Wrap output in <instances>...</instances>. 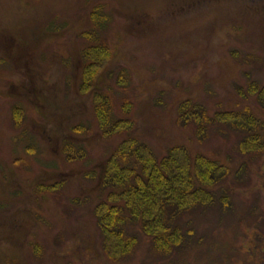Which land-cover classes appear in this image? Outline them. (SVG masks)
I'll return each instance as SVG.
<instances>
[{
    "label": "rangeland",
    "instance_id": "1",
    "mask_svg": "<svg viewBox=\"0 0 264 264\" xmlns=\"http://www.w3.org/2000/svg\"><path fill=\"white\" fill-rule=\"evenodd\" d=\"M98 45L107 54L89 81L84 52ZM252 83L264 87V0H0V264H264V153L241 154L247 134L225 124L200 136L184 114L246 108L264 125ZM97 95L129 128L105 136ZM131 138L156 160L185 146L228 168L208 189L213 204L167 211L183 233L170 255L140 223L126 226L138 238L130 254L104 250L95 209Z\"/></svg>",
    "mask_w": 264,
    "mask_h": 264
},
{
    "label": "trees",
    "instance_id": "2",
    "mask_svg": "<svg viewBox=\"0 0 264 264\" xmlns=\"http://www.w3.org/2000/svg\"><path fill=\"white\" fill-rule=\"evenodd\" d=\"M93 18L98 27L102 28L106 24L105 15H100L97 11L93 13ZM87 35L90 38L91 33L84 34L85 37ZM92 36L95 41L97 39L95 33ZM105 54L107 50L101 45L84 52L93 64L87 73L88 78L91 76L89 81L104 63ZM246 93L258 96L264 103V87L260 88L257 83L249 84ZM188 104L182 105L183 113L188 110L190 106ZM95 110L99 126L105 136L121 133L130 126L127 121L112 120L111 102L104 95L95 97ZM17 113H21L19 114L21 120L16 116L20 124L24 118L23 111ZM184 114L195 121L200 136H203L207 129L205 124H225L247 134L239 145L241 154L264 153V131L261 129L264 125L246 108L240 111L220 112L211 119L205 117L204 112L195 107ZM68 149L67 152L74 153L71 147ZM73 159L70 158L71 161ZM228 172V168L221 163L201 156L193 158L185 146L172 147L166 156L156 160L155 154L145 143L133 138L125 140L109 160L104 179V188L114 187L115 191L95 209L104 236L105 252L113 259L130 254L136 247L138 238L128 236L126 226L140 223L143 233L152 239L153 249L161 254L170 255L183 243V233L177 224H168L167 211L173 208L177 212H183L197 205L213 204L214 196L208 189L218 185ZM227 199V197L224 199L226 204Z\"/></svg>",
    "mask_w": 264,
    "mask_h": 264
}]
</instances>
